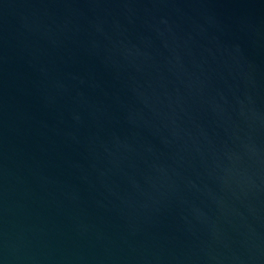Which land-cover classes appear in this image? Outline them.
Masks as SVG:
<instances>
[{
    "label": "water",
    "instance_id": "water-1",
    "mask_svg": "<svg viewBox=\"0 0 264 264\" xmlns=\"http://www.w3.org/2000/svg\"><path fill=\"white\" fill-rule=\"evenodd\" d=\"M0 264H264V0H0Z\"/></svg>",
    "mask_w": 264,
    "mask_h": 264
}]
</instances>
